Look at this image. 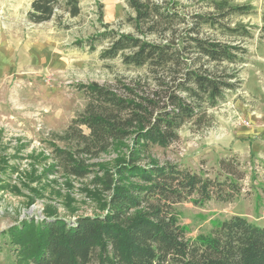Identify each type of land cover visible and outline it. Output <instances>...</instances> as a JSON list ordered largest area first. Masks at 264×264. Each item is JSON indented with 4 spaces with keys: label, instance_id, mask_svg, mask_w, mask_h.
Wrapping results in <instances>:
<instances>
[{
    "label": "rangeland",
    "instance_id": "374dc122",
    "mask_svg": "<svg viewBox=\"0 0 264 264\" xmlns=\"http://www.w3.org/2000/svg\"><path fill=\"white\" fill-rule=\"evenodd\" d=\"M33 1L0 0V264H29V256L22 254L28 241H20L22 234L15 230L34 234L45 219L74 224L80 216L108 209L107 174H115L134 139L114 142L104 153L81 152L79 132L90 131L85 125L70 127L90 100L82 86L97 82L124 93V85H130L138 96L165 94L154 86L148 66L128 65L122 55L102 57L111 38L90 45L107 32L156 44L182 43L188 62L170 66L165 75L189 66L236 74L231 80L235 87L225 90L217 106L204 103L206 111L187 121L176 141L166 148L153 146L151 154L161 164H177L214 183H226L223 194L234 196L196 203L202 197L196 192L176 204L187 239L208 235L234 216L264 227V0H176L175 5L159 0L179 13L174 36L162 26L155 34L147 27L138 30L136 12L127 0H80L78 16L58 9L42 23L29 17ZM195 38L246 50L240 53L243 61L209 62L197 52ZM57 149L74 152L90 173L84 178L68 174ZM231 182L238 184L239 194Z\"/></svg>",
    "mask_w": 264,
    "mask_h": 264
},
{
    "label": "trees",
    "instance_id": "16d2710c",
    "mask_svg": "<svg viewBox=\"0 0 264 264\" xmlns=\"http://www.w3.org/2000/svg\"><path fill=\"white\" fill-rule=\"evenodd\" d=\"M127 1L136 12L138 30L147 27L148 33L155 34L162 26L165 33L175 35L172 26L179 16L174 11L176 0L173 6L159 0ZM58 9L78 16L80 0H34L29 17L42 23L51 20ZM231 9L241 11V7ZM102 37L111 38L103 58L122 55L128 65L148 66L154 74V86L165 94L159 97V92L150 91L138 96L130 85H124V93L97 82L82 86L90 100L85 114L70 127L85 125L90 131L88 135L79 132L81 152L104 153L114 142L130 138L134 145L115 174H107L105 186L111 196L105 213L80 216L74 224L45 219L38 223L35 236L31 230L23 236V231L13 230L17 227L12 229L22 234L20 241H28L22 254L29 256V264H264V227L239 216L221 222L208 235L187 239L185 229L178 224L176 204L191 199L196 192L202 195L196 203L213 196L224 201L234 196L223 194L226 183H214L177 164H161L151 154L153 146L166 148L176 141L181 127L206 111L204 103L217 106L225 90L235 87L231 80L236 74L218 75L189 66L183 72L165 75L170 66L188 62L182 43L171 40L156 44L133 34L107 32L90 40V45ZM194 40L199 55L209 62L238 63L243 61L240 53H246L234 45ZM56 151L68 174L84 178L90 173L74 152ZM231 185L239 194L238 184Z\"/></svg>",
    "mask_w": 264,
    "mask_h": 264
}]
</instances>
